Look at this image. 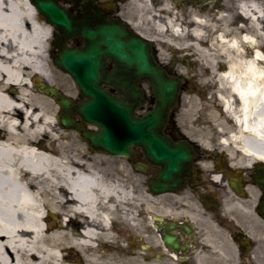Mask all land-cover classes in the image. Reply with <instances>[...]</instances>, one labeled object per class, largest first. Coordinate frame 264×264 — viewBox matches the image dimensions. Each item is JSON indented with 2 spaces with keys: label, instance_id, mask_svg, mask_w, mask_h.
<instances>
[{
  "label": "bare ground",
  "instance_id": "6f19581e",
  "mask_svg": "<svg viewBox=\"0 0 264 264\" xmlns=\"http://www.w3.org/2000/svg\"><path fill=\"white\" fill-rule=\"evenodd\" d=\"M137 1L138 10L150 12L152 0ZM226 7L211 8L216 22H208L209 13L189 12L187 30L169 4L158 9L166 19L151 18L158 32L189 36L191 49L206 52L210 78L234 97H223L237 128L221 125L232 134L227 141L239 146L240 138L247 153L264 157V0L241 4L244 25L239 13L234 20L223 13ZM206 26L213 32L208 49L201 47L208 40ZM49 33L32 0H0V264H69L81 244L80 217L88 213L107 222L97 198L119 188L96 167L108 158L82 153L78 132L71 131L66 143L67 130L54 115L60 105L30 89L33 77L51 79L45 56ZM91 234L88 228L82 238Z\"/></svg>",
  "mask_w": 264,
  "mask_h": 264
},
{
  "label": "flooded vegetation",
  "instance_id": "af4514ba",
  "mask_svg": "<svg viewBox=\"0 0 264 264\" xmlns=\"http://www.w3.org/2000/svg\"><path fill=\"white\" fill-rule=\"evenodd\" d=\"M118 1L67 0L61 4L68 6L81 23L93 24L74 9L84 2L98 5L107 21L116 17L128 21L125 13L116 9ZM248 1L239 0V7ZM155 2L157 8L169 4L172 9L210 13L211 8L218 11L227 0ZM39 16L50 27L45 56L51 79L61 92L74 98L76 105L82 104L85 101L77 85L56 67L55 61L66 51L84 50L86 39L82 34L66 37L48 24L46 16ZM247 20L239 13V24L244 25ZM157 58L174 71L173 62L162 61L160 54ZM106 64L112 70V61L107 59ZM55 72L59 73L58 81L53 78ZM138 85L149 89L146 83ZM221 90H182L179 107L166 128L167 136L186 156L178 163L182 169L173 174L171 192L151 191V184L162 173V165L150 161L145 148H135L134 157L121 159L118 166L112 157L96 154L108 158V164L96 167L119 188L107 197L97 198L96 208L108 213L107 222L101 217L93 219L88 213L77 222L81 244L75 251V264H264V157L247 153L240 138L239 146L227 141L232 134L225 133L221 125L237 128L223 97H234ZM240 105L239 99V110ZM197 107V117L190 118V109ZM150 108L148 105L146 111ZM88 228L93 229V234L84 239Z\"/></svg>",
  "mask_w": 264,
  "mask_h": 264
},
{
  "label": "water",
  "instance_id": "95a60500",
  "mask_svg": "<svg viewBox=\"0 0 264 264\" xmlns=\"http://www.w3.org/2000/svg\"><path fill=\"white\" fill-rule=\"evenodd\" d=\"M38 10L59 29L72 32L79 30L87 38V49L68 53L56 64L69 73L87 102L75 106L55 87L41 83L39 90L53 97L63 108L60 114L63 126H74L78 115L85 124L95 125L98 132L74 126L89 143L90 148L107 152L116 157H132L134 147L146 148L149 159L162 162L161 185L154 184L155 192L172 190V176L179 169L178 161L185 159L173 142L166 136V125L171 112L176 109L181 89L186 82L171 76L154 57L155 44L129 29L120 20L107 22L96 6L81 5L77 9L89 12L94 26L76 24L57 0H35ZM105 59L114 63L107 72ZM138 81L151 86L153 108L145 116L136 112L146 103L144 89ZM113 87L115 93L104 89Z\"/></svg>",
  "mask_w": 264,
  "mask_h": 264
},
{
  "label": "rangeland",
  "instance_id": "374dc122",
  "mask_svg": "<svg viewBox=\"0 0 264 264\" xmlns=\"http://www.w3.org/2000/svg\"><path fill=\"white\" fill-rule=\"evenodd\" d=\"M141 1L137 0H128V2H123L120 5V8L122 12L125 13L126 18L132 22V24L135 26V29L139 31L143 36L149 38V39H155L157 48L159 50L160 55L162 56V60L164 62H170L175 61L177 65V70L179 73L187 77L191 80V86L187 89H217V86L215 85V81L210 78V72L208 70V57L206 55V52L199 53L196 49H191L192 39L187 38V36L184 37H177L174 36L172 32H165L160 33L156 30L155 24H154V18H151V15L157 16L159 15L161 19H166L169 15L167 13L160 12L156 5L154 6L153 0L152 4L150 5V10H138L136 7L140 4ZM227 3V10L225 13L229 17L233 19L232 16L236 17L238 15V8H239V0H228ZM173 13L178 14V19L176 21L178 23H182V27L184 30H187V22H184L185 17L188 18V16L191 13H183V12H177L172 11ZM152 13V14H149ZM207 13V12H204ZM211 19H213L215 22L218 21L215 15H211ZM210 20V19H209ZM234 20V19H233ZM205 39L208 38L207 34H210L208 32V27L206 26L205 29ZM207 42V40H204ZM204 49H208V46H206V43L201 46ZM206 51V50H205ZM219 71L222 70V66H218ZM58 72L54 73L53 78L58 81ZM37 81H42L41 78H35ZM216 79V77H215ZM61 83V80L58 82V84ZM32 89V88H30ZM33 92L37 97L44 98L43 94L40 93L37 89V87L33 88ZM199 107L190 109V118L197 117V111ZM59 112V111H58ZM57 119H59L58 113L54 114ZM219 127V126H218ZM66 134V143L71 142L72 138L70 135V132L68 131ZM82 140V139H81ZM83 146L81 147L82 153L87 154L89 152L88 144L82 140L80 141ZM114 164L116 166L122 164V160L120 158H113ZM102 162V161H100ZM98 163L97 165L103 164ZM60 217V216H59ZM54 226H57V222L54 221ZM72 260L69 261V264H75V253L71 254Z\"/></svg>",
  "mask_w": 264,
  "mask_h": 264
}]
</instances>
